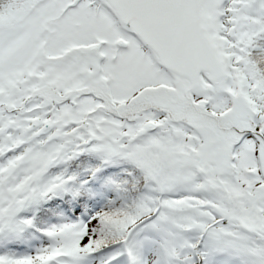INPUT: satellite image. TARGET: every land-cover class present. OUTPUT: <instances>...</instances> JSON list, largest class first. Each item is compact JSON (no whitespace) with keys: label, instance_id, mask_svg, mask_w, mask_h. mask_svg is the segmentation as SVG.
<instances>
[{"label":"snow or ice","instance_id":"6c2138e0","mask_svg":"<svg viewBox=\"0 0 264 264\" xmlns=\"http://www.w3.org/2000/svg\"><path fill=\"white\" fill-rule=\"evenodd\" d=\"M0 264H264V0H0Z\"/></svg>","mask_w":264,"mask_h":264}]
</instances>
